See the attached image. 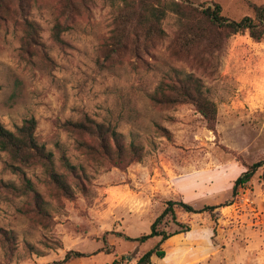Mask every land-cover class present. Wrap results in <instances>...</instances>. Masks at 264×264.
Returning <instances> with one entry per match:
<instances>
[{"label":"rangeland","instance_id":"rangeland-1","mask_svg":"<svg viewBox=\"0 0 264 264\" xmlns=\"http://www.w3.org/2000/svg\"><path fill=\"white\" fill-rule=\"evenodd\" d=\"M187 1L219 4L234 20L254 16L253 6L264 5ZM70 4L0 2V124L15 131L35 118L36 137L53 152L57 169L63 171L66 155L84 171L81 185L69 178L74 194L67 197L41 165L24 167L43 198L42 209L0 150V264H138L160 238L130 242L114 232L149 234L170 200L198 209L228 204L236 179L264 160V40L238 34L219 52L187 53L175 43L178 23L171 13L163 22L167 36L147 53L135 51L133 41L113 52L122 0ZM188 74L202 80L216 104L213 129L192 104L151 101L164 82ZM85 116L116 128L126 145L140 146L142 160L120 169L91 157L81 144L99 148V141L66 126ZM263 173L258 168L233 203L214 215L179 211L190 231L163 242L166 257L154 255L150 264H264ZM171 227L169 232L177 229ZM7 234L13 239L5 240ZM70 251L84 256L67 261Z\"/></svg>","mask_w":264,"mask_h":264},{"label":"trees","instance_id":"trees-1","mask_svg":"<svg viewBox=\"0 0 264 264\" xmlns=\"http://www.w3.org/2000/svg\"><path fill=\"white\" fill-rule=\"evenodd\" d=\"M2 1L4 0H0V2ZM66 2L67 6H71V0H66ZM253 9L254 16H245L241 20H234L223 15V9L219 4L194 6L187 0H122L110 49L113 52H119L126 49L127 44L133 41L136 46L135 51L143 50L147 53L150 47L167 36L163 22L171 13L177 17L178 23L175 43L180 50L187 53L201 49L207 53L219 52L226 47L233 36L238 34H249L254 41L262 42L264 40V5H255ZM55 30V37L58 39L62 28L58 25ZM151 101L161 105L192 104L211 129L215 128L216 104L204 91L202 80L193 74L170 78L151 97ZM37 125L38 122L35 118L25 120L21 126L16 127L15 131L8 130L0 124V150L9 155L10 163L7 164V167L22 178L25 193H34L36 204L42 208L43 198L34 188L31 180L27 178L24 167L41 165L51 183L67 197H72L74 194L69 178H74L81 185L80 171L82 173L84 171L73 165L67 156L63 155L61 158L63 171L60 172L56 167L53 152L40 144L36 137ZM66 126L99 141V148L87 142L81 144L95 160L107 161L113 167L120 169H127L133 163L142 160V148L133 142L126 145L124 136L110 125L99 123L89 116H85L79 122L68 121ZM261 167H264V160L249 166L248 170L236 179L232 200L228 204L205 205L198 209L196 205L184 201L170 200L165 203L163 211L153 222L149 234L137 238L129 237L121 232H114V235L138 243L160 238V243L153 250L147 252L138 264H150L154 255L163 259L167 254L161 249V244L176 235L189 232L191 229L189 224L178 218L179 211L188 214L210 212L214 215L213 212L216 209L233 203L239 190L252 182L255 171ZM262 180L264 183V173ZM8 187L16 189L13 185L8 184ZM170 225L176 226L177 229L169 232ZM11 235H5V240L13 239ZM83 256L80 252L70 251L65 259L70 261Z\"/></svg>","mask_w":264,"mask_h":264},{"label":"crops","instance_id":"crops-1","mask_svg":"<svg viewBox=\"0 0 264 264\" xmlns=\"http://www.w3.org/2000/svg\"><path fill=\"white\" fill-rule=\"evenodd\" d=\"M180 235V234H179ZM176 236H178V235H176ZM175 237V236H174ZM173 238V237H172ZM166 254H167V252H166Z\"/></svg>","mask_w":264,"mask_h":264}]
</instances>
